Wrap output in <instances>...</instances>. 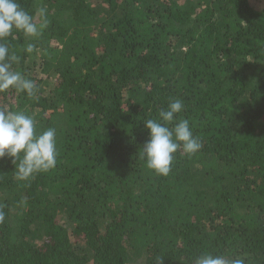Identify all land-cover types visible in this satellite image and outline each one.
Here are the masks:
<instances>
[{"label":"trees","instance_id":"trees-1","mask_svg":"<svg viewBox=\"0 0 264 264\" xmlns=\"http://www.w3.org/2000/svg\"><path fill=\"white\" fill-rule=\"evenodd\" d=\"M17 2L47 9L2 41L37 90L0 108L55 128L58 156L27 180L0 158V264H264V0ZM170 99L202 147L163 176L140 150Z\"/></svg>","mask_w":264,"mask_h":264},{"label":"clouds","instance_id":"clouds-1","mask_svg":"<svg viewBox=\"0 0 264 264\" xmlns=\"http://www.w3.org/2000/svg\"><path fill=\"white\" fill-rule=\"evenodd\" d=\"M46 14V8H39L38 15L42 22L37 24L17 0H0V92L15 89L29 97L35 96V82L12 69V64L19 57L10 53L9 47L2 41L14 30L23 32L27 37L39 36L47 27ZM34 50L35 45L28 43L25 51L33 53ZM183 109L180 100L170 99L157 118L144 122L149 138L143 144L140 155L145 159L147 168L158 175L167 176L170 173L174 155L181 148L188 154H194L202 147L193 134L189 120L179 117ZM5 156L12 158L18 180H27L35 173L54 169L58 156L55 128L48 127L37 134L36 120L32 115L0 108V158ZM157 264L162 262L158 260ZM194 264H246V260L227 254L203 252L194 259Z\"/></svg>","mask_w":264,"mask_h":264}]
</instances>
